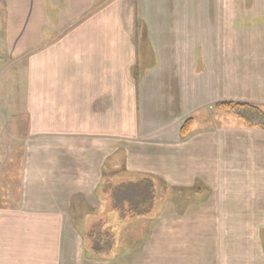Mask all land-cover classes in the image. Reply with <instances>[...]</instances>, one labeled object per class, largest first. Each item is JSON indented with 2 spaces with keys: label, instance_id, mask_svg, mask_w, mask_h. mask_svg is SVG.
I'll return each mask as SVG.
<instances>
[{
  "label": "crops",
  "instance_id": "1",
  "mask_svg": "<svg viewBox=\"0 0 264 264\" xmlns=\"http://www.w3.org/2000/svg\"><path fill=\"white\" fill-rule=\"evenodd\" d=\"M221 101L264 107V0H0V173L19 168L0 187V264H108L80 248L78 211L110 164L208 189L186 207L225 214L192 218L203 233L163 220L118 264H264V128L220 120Z\"/></svg>",
  "mask_w": 264,
  "mask_h": 264
},
{
  "label": "rangeland",
  "instance_id": "2",
  "mask_svg": "<svg viewBox=\"0 0 264 264\" xmlns=\"http://www.w3.org/2000/svg\"><path fill=\"white\" fill-rule=\"evenodd\" d=\"M222 102V101H221ZM216 104V103H215ZM214 104V105H215ZM262 110H264V107H260ZM214 109V110H213ZM5 110L8 111V113L11 111L10 108L5 106ZM214 111L217 118H220V120L223 121V119L230 117L232 114L223 112L220 110H216L214 106L210 109V112ZM206 113H200L196 116L189 117L192 119V125L191 130L196 121L200 120L202 115ZM205 118V117H204ZM188 119V118H187ZM185 121V120H184ZM183 121V122H184ZM242 124L243 122L240 121ZM183 124V123H182ZM245 125V124H244ZM10 129V127L8 128ZM14 168L10 171H6L5 173H0V187L1 184L7 181V183L12 185V180H15L19 176V168L17 167V158H12ZM123 166H119L118 168L115 166V170L108 169V173L116 171L118 174L114 173V175L110 176L109 181V188L111 190L112 185L117 184L120 182L128 183L130 180L131 183H139L137 186L132 185L129 187L123 188L122 191H120L119 188H115L114 192V201L118 202L119 199H132L134 202H137L138 200H143L142 197L148 204L150 203V200L153 199L152 204L148 208V212L146 211V206L142 205H134L133 209L136 212L146 211L147 215H136V218L134 221L129 218H124L123 215L119 213V211L111 210V206L108 204V200L111 201L112 195H109L107 197L106 194L100 195L102 197V200L100 196L96 195L95 197L98 199L99 206L96 209H92L93 211L89 212H82L78 211V214L81 215H87V219L84 220L83 218L81 220L84 221V224L80 226L79 230L82 233V243L80 244V248H84V250H92V251H98L96 254H100L103 256L104 259L108 260V264H118L117 262L120 260L118 258V255L126 254V256H129L130 252H128L131 249L134 248H146L145 250L150 249L151 247L149 245H153L157 239L160 241L161 239H158V236L163 237L162 230L164 229L163 220H170L171 218H190L187 219L185 222H183L182 225L184 227H188L193 231V228H197L199 233H203V229H207L206 224L198 223L196 220L192 221V218H195L197 216L198 220H200L203 216L208 218L210 215L214 216L217 219H223L225 216L224 212L219 211H213V209H204L201 210L203 206L212 207L213 205H205L208 201L210 202L211 198L208 195V189H201L204 193H200L201 196H195L192 193H189L188 191L182 190V189H176L171 188L168 186L165 182L162 180L153 179L151 177L144 176L142 174H133L129 173L127 171H122ZM4 171V170H3ZM1 172V171H0ZM108 176H104L102 180V185L105 183V179ZM141 187H140V186ZM15 189V187H14ZM117 189V190H116ZM152 189V192H151ZM0 193V199H3V201H8L12 195L5 194L4 190ZM137 191L135 195H133V192ZM11 192V190H10ZM111 192V191H110ZM154 192V193H153ZM12 193V192H11ZM207 193V195H206ZM141 194V195H139ZM147 194V196H146ZM203 194V195H202ZM154 195V197H153ZM117 196V197H116ZM200 202L205 203L199 205L198 209H195V211H192L190 207L191 204L194 202ZM185 202V203H184ZM119 204V202H118ZM185 205V206H184ZM190 207H186V206ZM184 207V208H183ZM127 208L126 205H123V209L125 210ZM187 208V210H185ZM184 209V210H183ZM183 212V213H182ZM98 220H100V223H102V229L108 230L112 236L109 238L108 233L105 235V233L100 232L101 229L99 224H97ZM190 220V221H189ZM156 222V223H155ZM202 222V221H201ZM155 223V224H154ZM80 224V222H78ZM169 224V222H168ZM198 224V225H196ZM180 225V223H179ZM196 225V226H195ZM108 226H112L109 228ZM174 228V227H173ZM180 229L183 227H179ZM235 228V227H233ZM97 230V231H96ZM219 231L222 234H227L228 226H222L220 227ZM95 232H100L96 234ZM233 232V229L231 230V235ZM264 234V231H262ZM236 238L239 242H237L238 247H250L248 241L243 238L246 234H249V228H245V226L237 225L235 229ZM152 235V242L149 237H146L147 235ZM114 235V237H113ZM105 236V237H104ZM236 239V240H237ZM104 242H102V241ZM150 240V241H149ZM111 241V242H110ZM113 246V248L111 246ZM128 245L130 248H128ZM127 246V247H125ZM111 247V248H110ZM237 247V248H238ZM263 247V244H262ZM264 248V247H263ZM250 248H247L246 250H249ZM100 250V251H99ZM154 250V249H153ZM239 250H242L239 248ZM245 250V249H244ZM129 258V257H128ZM154 259V258H153ZM100 260V259H96Z\"/></svg>",
  "mask_w": 264,
  "mask_h": 264
},
{
  "label": "trees",
  "instance_id": "3",
  "mask_svg": "<svg viewBox=\"0 0 264 264\" xmlns=\"http://www.w3.org/2000/svg\"><path fill=\"white\" fill-rule=\"evenodd\" d=\"M214 108L216 110H220V111L227 112V113H230V114L234 115L237 119L242 121L243 124H245L246 126H259V127L264 128V110H262L259 106H254V105L245 104V103H235V102L222 101V102H217L214 105ZM192 119L193 118H188V119H186L183 122V124L181 126V129H180V133H181V137L182 138H185V137H187L190 134L191 125H192ZM111 166H113V165L110 164L109 165V169L110 170H115V168H113ZM114 173H116V171H114L113 173L112 172L108 173V176L105 179V183L103 184V186L101 188L103 194H106L107 197L109 195H112L111 201L108 200V204L111 206V210L119 211V213L121 215H123L124 218L132 219V221H134V219L136 218V215H144V214L147 215L146 211L147 212L149 211L148 208L152 204V201H154L153 199H151L150 203L148 204V202L145 201L146 199L144 200V198H143L144 196L139 194V195H141L140 197L143 200H138L137 202H134V200H132V199H124V198H122V199H119V201H118L119 204H118V202L114 201V195H113L114 193H112V191L114 192L115 188H119L120 187L119 190L122 191L123 188L125 189L126 187H129V186H132V185L137 186L139 184V183H134L133 184V183L130 182V180L128 181V183L119 181L117 184L112 185L111 190H110V188H109V186H110V184H109L110 176L114 175ZM151 192H152V189H151ZM135 193L138 194L137 191H134L133 195H135ZM146 196H147V194H146ZM153 197H154V195H153ZM123 205L127 206V208L125 210L123 209ZM134 205H142L144 207L146 206V211H142V213L140 211L136 212L133 209ZM99 223H100V220H98L97 224H99ZM102 223L99 224V226L101 228L99 231L105 233V235L108 233V237L110 238L112 235L109 234L110 232L108 230H103L102 229V226H103ZM108 227L111 228L112 226H108ZM100 232H95V233L98 234ZM113 237H114V235H113ZM102 242H104V241H102ZM111 247L113 248V246H111ZM125 247H127V246H125ZM128 248H130L129 245H128ZM96 252H98V251H96Z\"/></svg>",
  "mask_w": 264,
  "mask_h": 264
},
{
  "label": "flooded vegetation",
  "instance_id": "4",
  "mask_svg": "<svg viewBox=\"0 0 264 264\" xmlns=\"http://www.w3.org/2000/svg\"><path fill=\"white\" fill-rule=\"evenodd\" d=\"M261 231H264V227L263 228H261ZM262 236H263V242H264V234H262Z\"/></svg>",
  "mask_w": 264,
  "mask_h": 264
}]
</instances>
